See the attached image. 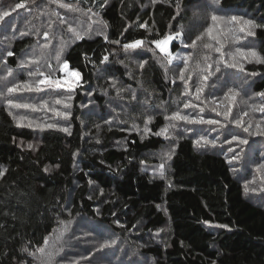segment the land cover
<instances>
[{"label": "trees", "instance_id": "1", "mask_svg": "<svg viewBox=\"0 0 264 264\" xmlns=\"http://www.w3.org/2000/svg\"><path fill=\"white\" fill-rule=\"evenodd\" d=\"M54 1L99 31L0 0V264H264V0Z\"/></svg>", "mask_w": 264, "mask_h": 264}, {"label": "snow or ice", "instance_id": "2", "mask_svg": "<svg viewBox=\"0 0 264 264\" xmlns=\"http://www.w3.org/2000/svg\"><path fill=\"white\" fill-rule=\"evenodd\" d=\"M214 2L218 3V0H214ZM59 6L60 7H64V8H69L72 11H79L78 8H72L71 5H69V4H63L62 3ZM18 7H24V5L23 4H20V5H18ZM177 8L179 9V5H177ZM211 19L213 21H217L219 19H224V17L223 16H219V15H212L211 16ZM238 19H240V18L238 16H236V15H232L231 16V22H233V23H235ZM244 23L247 24V25H252L253 24V21L247 20V21H244ZM69 31L74 33L75 39H77V40L83 39V35L80 32L76 31L75 29H73V28L70 27L69 28ZM211 31H212L211 29H208L209 35H211ZM240 31L243 32L244 31V28H241ZM247 34L248 35H254V33L250 32V31ZM44 35H45V38L47 39L48 33H45ZM176 35H181V33H177ZM105 39H107V37H105ZM173 39H174V37L169 36L164 43L167 44L169 41H172ZM114 42L115 43H118L117 41H114ZM142 43H143L142 41H135L134 43L124 45V47H125V49H128V48H137ZM44 47L47 48L48 47V44L46 43L44 45ZM157 47H161V45L159 43H157ZM63 48H64V42L61 41L60 50L56 53V59L58 61L60 60V54L63 51ZM161 51H167V49L164 48V47H161ZM237 51L240 52L239 49H237ZM8 55H12V53L9 52ZM240 55L241 56H244V53L243 52H240ZM250 55L253 56V57H256L257 56V54L254 51L251 52ZM169 56H171V53L170 52H169ZM257 59H258L259 62L264 63V59H259V58H257ZM104 60H107V57H104ZM21 63L23 64L24 62L22 61ZM169 63H171V59H169ZM227 66L228 67H233V68L237 67V65L235 63L228 64ZM62 67H63L64 70H69V64H68V62L67 61H64ZM218 70L219 69H217V71ZM240 71H243V68L242 67L240 68ZM9 74H11V73H9ZM255 74L256 73H252V75H255ZM71 75L77 78L76 81H74V83H78V80H79V72H77L75 70H71ZM184 78L185 77H184L183 73H181L180 79L183 80ZM205 79H207V77H205ZM43 84H48V85L55 84V87H57V88H60V87L63 86L61 84L60 80H52L49 77H45V79L38 81V85H43ZM25 87H29V90H31L30 86H27L26 85ZM69 87H71V85H69ZM38 90H42V89H38ZM8 91L9 92H14V91H16V88H9ZM228 91H229L230 94H233V95H231V96H229L227 98H234V95L235 94L233 93V89H229ZM200 92H202V89L201 88H197V93L199 94ZM259 95L262 96V97H264V92L259 93ZM197 99H199V95H197ZM9 104H12V101H9ZM14 106L15 107H30V105H27V104H23V105L22 104H15ZM184 106H185V108L190 107V106L194 107V105H189L187 103ZM66 107H67V105H66ZM262 107H264V106H262ZM246 114L247 113H245V115ZM65 115H68V113H65ZM166 118H168V119L184 120L186 122L193 123V124L200 123V124L215 125V124H218L219 123L216 120H204L202 118L195 119V118H190L187 115H183L182 116L179 112L174 113L172 117H166ZM235 123L239 124L240 121L237 120V121H235ZM47 127H55V125H53V124H47ZM249 127H251V125H249ZM63 130L64 131H68L67 128H64ZM244 131L245 132H248V127H245L244 128ZM166 133H167V128H164V129H161V132L157 133V135L166 134ZM258 134H260V133H258ZM227 135L232 136V140L238 141V144L239 145H247L248 144V140L247 139H244V138L239 137L237 134L232 133L231 130H229V132L227 133ZM201 139L203 140V142L205 144L212 143L213 146H215V141H208L207 139H205L203 137ZM231 142L232 141H228V143H231ZM196 143L199 144L200 143V140L196 141ZM28 147L31 148L32 145H29ZM229 150L235 152V149H229ZM167 156H168V159H171V153H168ZM238 158H239V153H236L232 157V160H236ZM232 160H230L229 163H231ZM160 167L163 168V164ZM260 167L261 168H264V165H261ZM257 170L259 171V168ZM0 174H2V173H0ZM160 174H161V176H163V172H161ZM245 191L246 192L248 191L247 185L245 186ZM217 227H226V226H224V225H217ZM62 235H63V233H61V236ZM57 239H59V237H57ZM47 243H48V241L46 239L45 240V244H47ZM115 243H116V241L115 240H112V241H109V242H105L104 244L101 245V247H109L111 245H114ZM24 251H28V250L25 248ZM37 251L39 253H41V254H45V249L44 248H39V249H37ZM30 255H33V253H30ZM46 256H47V259L50 260L51 257H52V254L51 253H47Z\"/></svg>", "mask_w": 264, "mask_h": 264}, {"label": "rangeland", "instance_id": "3", "mask_svg": "<svg viewBox=\"0 0 264 264\" xmlns=\"http://www.w3.org/2000/svg\"><path fill=\"white\" fill-rule=\"evenodd\" d=\"M45 5H47L48 6V8H49V11L51 12V18H52V23H55V24H57L58 26L59 25H62V24H69V23H74L75 21H76V19H80V20H83V23H82V26H81V31H80V33L83 35V36H86V35H92V34H94V33H96V32H98L99 31V28H97L96 27V24H89L88 23V20H89V16H86L85 14H82V13H78V16L77 17H75V18H71V17H69L68 15H72V12H70V11H68V13H65L64 12V10L58 5V3L57 2H55L54 0H45ZM45 5H43L42 7H44ZM201 6V5H200ZM68 14V15H67ZM89 15H93V14H89ZM91 19L93 20V18L91 17ZM99 19V18H98ZM47 22H48V20H46V21H44L43 23H42V25L41 26H44L45 24H47ZM168 38V37H167ZM167 38L166 39H164L163 41H161V42H159V44L161 45V47H164V48H166L167 49V51H161V47H158L159 48V50L162 52V53H164V54H169V52H170V42L171 41H169L167 44H165L164 42L167 40ZM40 43H43V41L42 42H40ZM47 42H44L43 44H42V47H44V45L46 44ZM141 45V44H140ZM139 45V46H140ZM45 48V47H44ZM46 51H47V55H48V57L50 58V57H53L54 59H55V61H56V57L54 56V52L56 51V49H55V47H52L51 48V50H48V48H46ZM57 66H60V64H59V61H57L56 62V66L55 67H57ZM61 69V68H60ZM45 77L46 76H42L41 77V80H43V79H45ZM242 87L244 88L245 86L244 85H242ZM228 97V96H227ZM221 108H223V107H221ZM143 165L144 164H142V167H143ZM140 167H141V165H140ZM83 224V226H85V227H90V228H92L93 230H95L96 232H98V230L96 229V228H94V224L93 223H90V222H88V223H82ZM99 233V232H98Z\"/></svg>", "mask_w": 264, "mask_h": 264}]
</instances>
